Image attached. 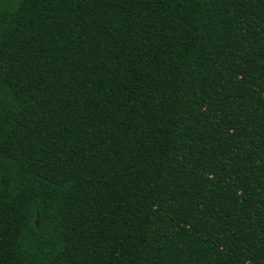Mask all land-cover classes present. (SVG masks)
Segmentation results:
<instances>
[{
    "label": "trees",
    "instance_id": "1",
    "mask_svg": "<svg viewBox=\"0 0 264 264\" xmlns=\"http://www.w3.org/2000/svg\"><path fill=\"white\" fill-rule=\"evenodd\" d=\"M0 264H264V0H0Z\"/></svg>",
    "mask_w": 264,
    "mask_h": 264
}]
</instances>
